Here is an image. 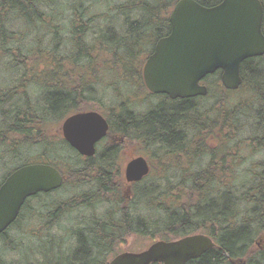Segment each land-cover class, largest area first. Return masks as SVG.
I'll return each mask as SVG.
<instances>
[{
  "label": "trees",
  "instance_id": "trees-1",
  "mask_svg": "<svg viewBox=\"0 0 264 264\" xmlns=\"http://www.w3.org/2000/svg\"><path fill=\"white\" fill-rule=\"evenodd\" d=\"M99 1L93 0L95 3ZM178 1L121 0L113 5L107 4L106 11L96 13L91 11V5L79 11L78 7L83 6L85 0H75V9L67 20L73 25L72 47L68 52L61 51V47L40 52L28 41H20L23 48L8 44L10 38H19L12 30V22L22 20L21 25L35 28L49 25L46 15L58 21L61 19L59 0H0V114L3 116L0 118V145H5L4 158H8V172L0 185L15 169L32 163L51 164L64 177L60 189L39 192L26 200L16 222L0 234V258L15 250L7 248V242L13 241L7 238L9 231L35 200L42 208L48 207L49 221H44L42 227L46 231L47 228L51 230L59 216L70 209L73 211L75 207L88 205L97 215L98 206L106 205L103 213L99 211V216L84 217L86 219L78 227L75 225L70 229V234L76 235L78 245L64 260L61 259L72 235L55 237L47 233L49 241H55L52 248L56 255L55 264H107L118 254H114L117 243L137 232L153 235L157 231L162 232L159 239L166 241L197 232L212 237L217 246L187 264H230L231 258H243L248 264H264V242L261 246L257 244L259 235L264 232V158L254 164L247 176L244 173L239 177L240 173L231 167L238 156L228 145L232 135L242 129L241 107H244L250 109L248 125L251 134L243 141L247 146L264 150V55L247 58L241 65V89L251 94L253 105L246 102L232 104L228 96L236 90L222 85V71L218 70L204 78L209 90L205 96L173 100L167 95L171 102L162 98L146 111H137L135 104L139 94L125 88V91L120 90V98L110 96L112 104L103 113L100 110L103 109L100 104L102 98L87 93L97 91V86L104 82L94 78L89 70L88 74L76 71L84 62L97 70L98 61L102 59L101 65L106 67L114 63L120 66L123 70L119 79H133L140 90L144 84L145 59L142 57L151 54L157 41L170 33L169 16ZM197 1L205 6H214L222 0ZM261 1L264 7V0ZM43 7H50V13L44 15ZM70 16H74L73 23ZM83 17L86 21L77 22ZM97 20L105 25L99 29L94 27ZM88 24L94 26L89 29ZM62 30L55 26L50 33L56 38ZM92 33L97 40L90 43ZM97 42L99 47L93 55L94 50L89 45ZM30 50L35 51L36 61L32 60L34 63L28 65L31 57L27 56V51ZM46 55L51 56L50 60ZM140 93L150 102L156 96L163 97V94ZM200 99L212 102L201 111L197 104ZM84 101L86 107L81 104ZM90 101L94 104L90 105ZM87 109H99L109 122L110 139L117 138L116 144L100 145L101 148L98 147L90 159L75 150L61 131L57 136H50L46 119L42 118L47 113L60 118L70 111ZM212 111L217 114L209 119L208 114ZM211 132L220 140V148L209 145ZM189 133L193 140L183 143L182 136ZM173 140L181 144L171 146L175 141H169ZM129 146H140L137 153L149 158L147 150L154 147L156 163L150 158V174L126 186L124 179H120V170L122 152ZM33 149L35 153L31 154L29 151ZM205 156L208 158L206 166L193 172L191 166L194 161ZM172 172L179 179L176 185L169 184L171 187L166 191L167 188L158 180ZM70 174L73 178H69ZM67 182L75 183L69 190L72 194L74 189L79 190L78 198L64 200L66 196L60 193L67 191ZM47 198L53 199L48 203ZM81 198L82 201L76 200ZM93 200L103 203L93 205ZM133 202L135 207L131 206ZM136 212L139 220L133 224L130 220L136 219ZM38 252L46 260L45 264H54V258L48 259V251L44 253L39 248ZM2 261L0 259V264Z\"/></svg>",
  "mask_w": 264,
  "mask_h": 264
},
{
  "label": "water",
  "instance_id": "water-1",
  "mask_svg": "<svg viewBox=\"0 0 264 264\" xmlns=\"http://www.w3.org/2000/svg\"><path fill=\"white\" fill-rule=\"evenodd\" d=\"M263 17L261 0H222L214 6L179 0L169 17L170 33L158 40L145 63L146 86L171 98L205 96L209 90L202 80L221 70L223 86L238 89L243 61L264 55ZM61 128L73 148L93 156L96 144L108 135L109 123L100 112L89 110L70 115ZM149 172V162L140 155L128 161L125 177L137 182ZM62 184L61 172L47 163L23 165L9 174L0 185V234L16 221L28 197ZM215 246L208 235L193 234L156 241L140 252H122L108 264H187Z\"/></svg>",
  "mask_w": 264,
  "mask_h": 264
},
{
  "label": "rangeland",
  "instance_id": "rangeland-1",
  "mask_svg": "<svg viewBox=\"0 0 264 264\" xmlns=\"http://www.w3.org/2000/svg\"><path fill=\"white\" fill-rule=\"evenodd\" d=\"M121 0H101L99 2H93V0H85V3L83 6H79V11H82V8H85L86 6L91 5L92 9L91 11H96V13H98L99 11H106L108 6L107 4L110 3V5L115 4L116 2H119ZM74 2L75 0H59V17L61 19H59L57 21V19L54 18H50L49 16H47L46 14H49V9L50 7L46 8L43 7L42 8V12L44 13V15H46L47 18H49V25L42 26V25H38V27H30L29 26H23L21 25L22 20H16L14 22H12V30H14L19 36V38L17 39H13L10 38L11 40L9 41V45H20L23 48V44L20 42H31L30 44H34L35 49L36 50H40L44 51L46 49L49 48H57V47H61V51L63 52H68V49L70 47H72L71 42L73 41V34H72V24H68L67 20H68V15L69 13H71L75 7H74ZM47 11V12H45ZM88 11V10H86ZM98 11V12H97ZM87 14V12H86ZM76 16V14H75ZM86 18L88 16H85ZM85 17H83V19L78 18V21H86ZM70 20L73 23L74 20V16H70ZM76 22V24H77ZM96 23V25H95ZM94 23V25L88 24L89 29H91L93 26L96 28H102L105 23L104 22H100V20H97ZM74 24V25H76ZM72 25V26H71ZM57 27L59 30L63 29L61 34L56 37L53 38L52 36V32L50 33V31L53 29V27ZM123 30H125V33H127L126 28H124ZM122 30V31H123ZM62 36V37H61ZM95 40H97V38L94 36V34L92 33V35L90 36V43L95 42ZM148 42V39H147ZM59 43V44H58ZM92 50H94L92 53L93 55H95L96 51L98 50L99 47V43L97 42L96 44H92L89 45ZM149 46V45H147ZM151 46V45H150ZM67 47V48H65ZM58 49V48H57ZM150 50V47H149ZM151 51V50H150ZM26 53V52H25ZM30 55L31 57V61L28 62L29 64L34 63L33 61H36V55H35V51L34 50H30L27 51V56ZM148 55V56H147ZM147 55H143L142 60L145 59V62L147 61L148 57L151 54H147ZM47 59L50 60L49 57H51L50 55H46ZM30 59V58H29ZM33 60V61H32ZM101 60L100 59L98 61L99 65L97 67V70H94V67H90V65H88L86 62H84V65H81V67H77L76 71L81 73V74H88V70L89 73H94L93 77L98 79V81H103V85L101 86H97L98 90L97 91H89L87 94L89 96L92 97H101L102 101L101 104V108L100 109L103 113H106V110H108L111 100H110V96L113 99H117L118 97L120 98L121 96V91L122 89L128 88V90H132L135 94H139V97L136 96V104H135V108L137 111H146L151 104H157L160 100L159 98H152L151 102L148 101L149 99H146L145 97L141 96V89L139 90L138 87L136 86L135 82L133 79L131 78H123L122 80L119 79L120 75L122 73V68H120V66L118 67L117 64H113L109 65L108 67L104 66L103 64L101 65ZM80 63H83V60L80 61ZM105 64V63H104ZM90 67V68H89ZM113 67V68H112ZM109 69V72H108ZM9 74V73H8ZM11 79V78H10ZM121 80V81H119ZM208 86V83H205ZM136 94V95H137ZM138 97V98H137ZM229 99L232 101V104H235L236 102H238L237 104H241V103H250L251 105H253L254 100H252L251 94L248 92H245V90L241 89H237L236 91H233V93H229ZM43 102V101H41ZM212 102V100H204V99H200L199 101H197V104L199 105V107H201V111H203L205 109V107H209V104ZM245 103V104H246ZM83 107H86V102H82L81 103ZM94 102L90 101V105H93ZM244 104V105H245ZM89 110V109H87ZM99 110V109H97ZM72 111H70L65 117H60L57 118L56 114L54 115H50V113H47L45 115L42 116V118L46 119V126L50 132V136H57L60 133V129H61V125L63 123V121L65 120V118H67L69 115H71ZM217 113L212 111L209 112V119L212 118L214 115H216ZM241 122L242 124V129L240 131L235 132L232 135V139H229V147L231 149H233V151H236V155L238 156V159L236 160V162L234 164L231 165L232 168H235L240 174L239 177L243 176V174L245 173L247 176L248 172H251L254 164L257 163L258 161L262 160L264 158V150H258L257 148H252L250 146H247L245 143L246 138H248L251 134V130H250V126L249 124V116L248 114H250V109L248 108H244L241 107ZM3 116L0 114V118H2ZM193 130V129H191ZM235 130V129H234ZM190 131V130H189ZM192 135L191 133L183 135L182 136V142H191L193 139L191 138ZM109 137L107 139H103L101 140V142L99 143L98 147L100 145H102L101 147H104V145H106L105 143L108 141ZM110 140V139H109ZM175 141V142H174ZM174 142L175 144L171 145V146H176V145H180L181 143L178 140H173V141H169ZM208 143L212 148H220V140L217 139V135L213 132L210 133V138L208 139ZM169 145V143H168ZM227 145V143H225V146ZM99 147V148H101ZM140 147V146H139ZM139 147H134V146H129L128 149H125V151L122 152V154L124 155L122 158V164H121V177L120 179L126 182V186H128L127 184V180L125 177V167L128 161H130L132 158L137 157L138 155H142L144 156L147 161L149 162V164H151V159L153 158L154 163H156L155 160V156H154V147H149V149L147 150L149 152L150 158L149 156H145L142 153L139 154L137 153L139 150ZM236 147H239L238 150H236ZM225 148V147H224ZM6 151V147L5 145H0V182L2 180V177L8 172V158H4V152ZM31 154H34L35 151L30 150L29 151ZM202 160H195L194 163L191 166V170L193 172H195L196 170L206 166L207 162H208V158L207 156L202 157ZM5 159V161H3ZM169 175L167 176H163L162 178L160 177L158 182L162 183L164 187L167 188L166 191H168V189L171 187V185H176V182L178 181L179 177L178 175H174L173 172L172 173H168ZM155 176H161V174H156ZM168 177V178H165ZM69 178H73L72 175H69ZM189 183V182H188ZM75 183L71 182L68 183L67 182V191H62L60 194L64 195L66 201H70L74 198H78L79 195V190L76 191V189H74V193L72 194V191L69 190L70 189V185H73ZM130 185L132 183H129ZM171 184V185H169ZM89 189V186L87 187ZM84 189V190H87ZM124 194V192H122ZM56 198V196H55ZM130 198V197H128ZM53 198H47L48 203L52 200ZM60 200V199H59ZM78 201H82L81 199H76ZM138 201V198L136 199ZM38 201L35 202V200L31 203V206H29L25 212L24 215L21 216V219L17 222V224L10 229L8 237L11 240H13L12 242H7V248L11 251L12 249H15L14 251L12 250V252H8L7 254L1 256V260L2 264H45L46 260H44L43 256L39 254L38 249L42 248V251L44 253H46V251H48V256L46 255V257H48V259H50V257L54 258V264H55V253H53L52 248L55 244V241H49V235L51 234V236H55V237H59L60 235H64L67 236L70 234V229L75 228L76 226H79V223H81L84 219V217H88V216H99L100 213L99 211H102V213L105 211V206L104 204L98 206L99 210L97 209V215L96 212H94L93 207L91 206H86L83 207L84 205H81V211L79 212L78 209H80V207H70L73 208L71 211V209L69 211H66L63 213V215H58V221L55 224L51 225V230L47 228V231L44 230L42 227L44 226V221L48 222L49 219L47 218V211H48V207H44L42 208L41 205L39 203H37ZM136 203L133 202V204H131V206L135 207ZM188 205H186L187 208ZM52 207V206H51ZM87 208H91L87 209ZM131 210H134V208H132ZM38 211V213H36ZM150 213H152V211H150ZM61 214V213H60ZM76 225V226H75ZM63 227V228H62ZM43 230V231H42ZM164 232V231H163ZM36 233H38V235H35ZM49 235H48V234ZM161 231H157L155 234H145V235H141L140 232L134 233L132 236L127 235V239L122 240V242L117 243L114 246V254H119L122 253L124 251H141L144 250L145 248H147L148 246H150L153 242L160 240L159 238L161 237ZM199 233V232H197ZM69 236L70 238V243L69 246L66 247V253L65 256L63 255L61 260H64L66 257H69L71 255L72 252H74V250L76 249V246L78 245V240L77 237L74 233H71ZM153 237V238H151ZM30 238H32L30 240ZM162 238V237H161ZM178 238L175 239H171V241L176 240ZM258 241L257 244L258 246L264 242V232L259 235L258 237ZM170 241V240H169ZM16 242V245H15ZM24 243V245H20ZM77 244V245H76ZM43 245V246H42ZM16 246V247H15ZM12 248V249H11ZM46 251H45V250ZM8 251V250H7ZM61 263V262H60ZM53 264V262H52Z\"/></svg>",
  "mask_w": 264,
  "mask_h": 264
},
{
  "label": "flooded vegetation",
  "instance_id": "flooded-vegetation-1",
  "mask_svg": "<svg viewBox=\"0 0 264 264\" xmlns=\"http://www.w3.org/2000/svg\"><path fill=\"white\" fill-rule=\"evenodd\" d=\"M91 74H94L93 72L91 73ZM143 77V82H144V84L142 85V87H141V90L143 91V93L144 94H156L157 95V93H153L152 91H150V90H148V88L146 87V84H145V81H144V76H142ZM141 91V92H142ZM155 95V96H156ZM158 95H162V93H160V94H158ZM165 95V96H164ZM163 97H158V96H156V98H159V100L161 101L162 100V98H165V100L167 101V102H171L169 99V97L166 95V94H163L162 95ZM168 97V99H167V97ZM173 100H177V98L176 99H173ZM154 108H152V110H153ZM92 110V109H91ZM117 138L115 139V138H113V139H108V141L105 143L106 145H111V144H116L117 143ZM121 141L123 142V138H121ZM160 142V141H159ZM99 145V144H98ZM93 156H90V157H85V158H87V159H90V158H92ZM103 203V201L102 202H99V201H97V200H93V205H99V204H102ZM78 207H80V209H78V211L80 212L81 211V206H78ZM84 207V206H83ZM77 208V207H76ZM88 209V208H87ZM22 211V210H21ZM20 214H21V212H20ZM134 215L136 216V219H133V220H130V221H133V224L136 222V220H139L138 218H137V216L139 215L137 212L136 213H134ZM20 216V215H19ZM129 216H131V215H127V217H129ZM139 217V216H138ZM19 218V217H18ZM136 224H137V222H136ZM134 226V225H133ZM212 249V248H211ZM210 250V249H209ZM206 253V252H205ZM204 254V253H203ZM202 254V255H203ZM201 255V256H202ZM200 256V257H201ZM200 257H198V258H195V260H198ZM191 260H193V259H191ZM230 264H248V262L246 261V260H244L243 258H237V259H230V262H229Z\"/></svg>",
  "mask_w": 264,
  "mask_h": 264
},
{
  "label": "bare ground",
  "instance_id": "bare-ground-1",
  "mask_svg": "<svg viewBox=\"0 0 264 264\" xmlns=\"http://www.w3.org/2000/svg\"><path fill=\"white\" fill-rule=\"evenodd\" d=\"M203 5V4H202ZM205 6V5H204ZM237 259V258H236ZM247 261V260H246Z\"/></svg>",
  "mask_w": 264,
  "mask_h": 264
}]
</instances>
